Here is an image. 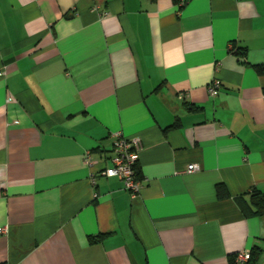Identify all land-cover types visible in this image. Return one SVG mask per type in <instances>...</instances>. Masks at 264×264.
<instances>
[{
	"label": "crops",
	"instance_id": "crops-1",
	"mask_svg": "<svg viewBox=\"0 0 264 264\" xmlns=\"http://www.w3.org/2000/svg\"><path fill=\"white\" fill-rule=\"evenodd\" d=\"M255 65L264 0H0V263L264 264ZM119 131L134 196L101 174Z\"/></svg>",
	"mask_w": 264,
	"mask_h": 264
},
{
	"label": "built area",
	"instance_id": "built-area-1",
	"mask_svg": "<svg viewBox=\"0 0 264 264\" xmlns=\"http://www.w3.org/2000/svg\"><path fill=\"white\" fill-rule=\"evenodd\" d=\"M107 13H104L106 15ZM221 87V81L218 78L211 79L207 85V94L214 97L218 94ZM112 155L110 157V166L106 167L101 174L107 177L118 178L123 188L126 189L131 196L138 193L141 180L137 176V161L140 150V139L138 137H126L120 131L113 133ZM84 160L87 165L91 166L94 161L91 159L90 152L86 151ZM198 169V165L190 164L187 171ZM95 174L90 175L91 181L95 182ZM6 231L5 228L0 232ZM251 258V251L241 250L234 255L233 264H247Z\"/></svg>",
	"mask_w": 264,
	"mask_h": 264
},
{
	"label": "trees",
	"instance_id": "trees-1",
	"mask_svg": "<svg viewBox=\"0 0 264 264\" xmlns=\"http://www.w3.org/2000/svg\"><path fill=\"white\" fill-rule=\"evenodd\" d=\"M258 72H264V65H255ZM137 176L139 177V172L137 171ZM217 193L219 197H225L227 196V192L223 189L222 185L217 186ZM251 203L254 206V213L255 214H264V193L260 191H253L251 194ZM253 259L252 253L251 258L249 259L248 263L251 262ZM232 262V260H231ZM5 264V263H0Z\"/></svg>",
	"mask_w": 264,
	"mask_h": 264
}]
</instances>
